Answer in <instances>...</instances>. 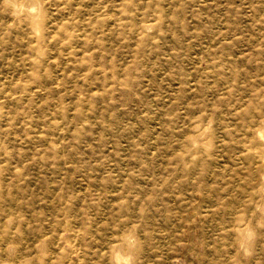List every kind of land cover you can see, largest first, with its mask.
I'll use <instances>...</instances> for the list:
<instances>
[{"label":"rangeland","instance_id":"374dc122","mask_svg":"<svg viewBox=\"0 0 264 264\" xmlns=\"http://www.w3.org/2000/svg\"><path fill=\"white\" fill-rule=\"evenodd\" d=\"M0 264H264V0H0Z\"/></svg>","mask_w":264,"mask_h":264}]
</instances>
